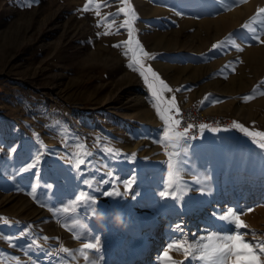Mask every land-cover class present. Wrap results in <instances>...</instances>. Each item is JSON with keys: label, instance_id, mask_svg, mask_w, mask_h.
<instances>
[{"label": "rangeland", "instance_id": "rangeland-1", "mask_svg": "<svg viewBox=\"0 0 264 264\" xmlns=\"http://www.w3.org/2000/svg\"><path fill=\"white\" fill-rule=\"evenodd\" d=\"M250 1L128 0L137 17L135 36L155 57L143 63L173 89L163 93L164 99L175 96L179 108L192 103L230 120L226 130L213 129L187 141L180 165V187L186 194L173 200L160 196L168 157L155 142L162 122L151 92L127 66L125 49L113 47L128 39L125 29L117 33L124 17L107 28L109 14L123 5L96 0L101 5L97 16L92 6L82 11L87 0H0V264H85L78 253L60 250L63 246L75 253L81 247L76 233L83 241L99 239V249L89 253L97 264H136L138 251L152 258L151 264H166L162 257L169 243H199L200 237L230 230L218 219L226 210L247 213L242 219L248 229L240 231L254 230L264 242V150L233 126L236 121L264 131V108L246 112L264 94L243 100L255 86L264 91V66L251 74L243 55L262 45L251 29L264 40L259 31L264 16L250 22L264 0H255L252 11L220 37L182 24L185 18L227 14ZM105 18V25L97 27ZM106 29L113 34L103 35ZM229 35L223 48L212 50L213 43ZM239 77L243 90L232 82ZM81 145L88 155L81 156L85 163L77 169ZM108 147L115 153L109 154ZM106 173L117 178L115 190L122 195H104L113 191V184L98 183L109 179ZM133 179L124 194L123 182ZM82 191L96 203L76 202ZM65 207L68 213L62 211ZM116 210L123 213L126 227L113 223ZM76 223L86 227L73 229ZM168 254L181 264H202L186 259L182 250Z\"/></svg>", "mask_w": 264, "mask_h": 264}, {"label": "snow or ice", "instance_id": "snow-or-ice-1", "mask_svg": "<svg viewBox=\"0 0 264 264\" xmlns=\"http://www.w3.org/2000/svg\"><path fill=\"white\" fill-rule=\"evenodd\" d=\"M118 2L123 5L118 8L116 13L109 14L112 16L111 21L108 22L107 28L112 27L116 23V17L123 16L124 19L121 21L117 28V33L119 28H123L127 32L128 39L122 41L113 47H123L125 49L124 55L128 57V67L143 78L144 82L147 84L152 98H153V107L155 109L156 115L162 122V135L158 137L155 141L163 149L164 154L168 157V179L165 182V190L160 192L161 197L172 198L173 200H182L183 195L186 194L184 188H181L180 185L183 184L181 179L180 165L182 164V156L187 152V141L191 139L189 132L192 129L193 125L188 124L187 126L181 129L182 119L180 117V108L176 104L175 96H172L170 100H166L163 97L164 92H172L168 84L160 78L158 73L154 71L151 67H146L143 63L144 59H154L155 57L145 50L143 45L140 43L139 39L135 36V29L133 27V22L137 19L135 10L128 3V0H118ZM233 3L239 5L245 3L246 0H232ZM92 6L96 15L99 16V8L101 5L96 3V0H87L82 11L87 12ZM127 9V10H126ZM231 10V9H228ZM257 16H264V8H259L256 16H253L250 20L251 23L256 22ZM104 20L97 22V27L105 25ZM243 28L247 29L249 27L248 23L242 25ZM253 32V38L264 44V40L261 39L259 35H255L257 29H251ZM261 33H264V27L259 29ZM112 32L107 29L103 32V35H110ZM232 39L231 35L226 40L218 41L213 43L212 50L223 48L227 40ZM233 47L237 51H243V48L238 44H233ZM235 69H233L234 71ZM176 91H179L177 89ZM256 89H253V94L246 95L243 97L245 102H248L252 99H255ZM264 94V93H262ZM209 95L205 96V100L209 99ZM219 100L212 101L213 104L220 103ZM204 101H201L203 104ZM233 126L242 132L251 142L258 146L259 149L264 150V131H254L249 130L245 125L233 121ZM199 127L204 129L207 127L205 124H200ZM83 150L82 153L77 155L76 167L80 168L82 164L85 163V160L81 156L88 155L86 147L80 146ZM171 149V151H170ZM109 154H114L115 149L108 147L105 149ZM132 158H135V153L132 154ZM39 162V157L36 158V163ZM29 168L35 167V164H30ZM109 177L108 180H101L98 183H108L113 184V191L105 192L104 195L107 196H120L122 193L115 190L116 177L111 173H106ZM87 184L88 182L85 181ZM133 180H126L124 184V194H127L131 190ZM88 187H91L89 184ZM179 190V194H178ZM74 200L80 204L94 205L96 200L91 196L90 193L81 192L80 194L74 197ZM63 212L68 213L69 209L67 207L62 209ZM252 211L251 209L248 210ZM247 213L238 212L235 210H226V214L219 215L218 219L225 222L230 226V230L225 233H210L206 236L200 237L199 243H188L187 241L177 242L173 241L168 244V250L175 249L176 251H183L185 258L191 257L202 262V264H264V242L257 239V234L254 230H249V232H241V229H248V225L242 219L243 215ZM6 219V218H4ZM73 229H84L86 226L82 223H76L71 226ZM177 230H180V226H177ZM252 235V240H246V235ZM75 239H81L82 245L79 249L73 253L71 250L61 246L60 250L68 254L78 253L85 264H97V261L92 259L89 256V253L99 249V239L93 237L88 241H83V237L76 233L74 234ZM47 240V237H44ZM168 250L165 251L163 260L166 261V264H181L168 254Z\"/></svg>", "mask_w": 264, "mask_h": 264}, {"label": "bare ground", "instance_id": "bare-ground-1", "mask_svg": "<svg viewBox=\"0 0 264 264\" xmlns=\"http://www.w3.org/2000/svg\"><path fill=\"white\" fill-rule=\"evenodd\" d=\"M254 3H255V0H251L247 4L241 7L235 8L233 11L227 14H221L214 18L203 17L199 21L193 20L191 18H185L183 19L182 24L187 25V26L198 25L199 29H201V31H204L205 35L210 36V34H212L214 36L220 37V35H224L227 32L231 31L236 26V24L241 20V18L249 14L252 11ZM243 55L249 62V68H250L251 74L253 73L254 75H257L259 73V70L262 68V66H264V44L257 46V47H251V48L245 49V51L243 52ZM260 71H262V69ZM242 80H243L242 77H239V79H236V78L233 79L232 82L236 84L237 90H243L245 88L244 82ZM252 81L253 79H247V82L249 83H251ZM261 92H264V91H261ZM261 92L256 90L255 95L262 94ZM117 102H122V101L120 98H118ZM250 105L251 107H248L249 109H247V111L245 110L246 108L244 109L247 112V115H253L256 112L253 109V107L264 108V97H260V98L253 100L252 102H250ZM214 114L216 115V113ZM143 234H146V233H143ZM156 246H159V244H156L155 247ZM138 257L139 258L135 261L136 264H151L152 262V258H146L143 255V252L141 251H138Z\"/></svg>", "mask_w": 264, "mask_h": 264}, {"label": "built area", "instance_id": "built-area-1", "mask_svg": "<svg viewBox=\"0 0 264 264\" xmlns=\"http://www.w3.org/2000/svg\"><path fill=\"white\" fill-rule=\"evenodd\" d=\"M180 117L182 119L181 129L187 126L188 124H192L193 127L190 129L189 135L191 139H196L199 135L207 132L209 130L217 129V130H226L230 126V120L224 114H213V113H204L198 106L192 103H185L180 107ZM200 124L207 125L206 128L201 129L199 127ZM188 140V141H189Z\"/></svg>", "mask_w": 264, "mask_h": 264}, {"label": "clouds", "instance_id": "clouds-1", "mask_svg": "<svg viewBox=\"0 0 264 264\" xmlns=\"http://www.w3.org/2000/svg\"><path fill=\"white\" fill-rule=\"evenodd\" d=\"M99 219L100 220H103L104 219V214L103 213H100L99 214ZM113 223L117 227H126L123 213L120 210H116L115 211V213L113 215Z\"/></svg>", "mask_w": 264, "mask_h": 264}, {"label": "crops", "instance_id": "crops-1", "mask_svg": "<svg viewBox=\"0 0 264 264\" xmlns=\"http://www.w3.org/2000/svg\"><path fill=\"white\" fill-rule=\"evenodd\" d=\"M210 131V130H209ZM205 133V132H204Z\"/></svg>", "mask_w": 264, "mask_h": 264}]
</instances>
